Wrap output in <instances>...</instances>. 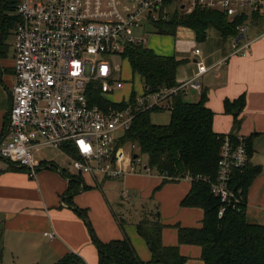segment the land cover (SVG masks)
<instances>
[{
  "label": "crops",
  "instance_id": "1",
  "mask_svg": "<svg viewBox=\"0 0 264 264\" xmlns=\"http://www.w3.org/2000/svg\"><path fill=\"white\" fill-rule=\"evenodd\" d=\"M174 5L175 1L170 8ZM4 12L6 17L0 23V139L9 127L15 84L13 42L19 23L14 22L16 11ZM148 25L151 23L147 22L142 31L150 43L145 46L156 55L183 62L177 81L196 80L201 85L200 90L190 89L185 96L197 102L202 93L206 94V106L215 114L216 133H231L235 115L239 114L237 134L251 141V162L262 167L247 191L246 219L264 225V15H246L238 31L242 26L247 30L238 38L231 31L212 26L206 38L199 41L193 29L181 26L175 35L155 32L149 39L150 32L145 33ZM247 42L251 43L249 51L237 53L234 46L238 43L242 47ZM200 67L205 71L201 73ZM227 100H242L243 105L235 104L227 112ZM41 150L35 154L39 164L35 177L27 169L0 159V264H56L68 255L79 257L85 264H98V249L80 211L87 214L99 241L108 243L127 236L139 258L148 264L158 263L151 262V251L137 226L159 214L165 225L163 245L178 246L180 254L187 257L185 264H205L202 248L180 244L176 228L203 226L204 210L181 204L192 188L191 180L164 183L156 172L143 170L127 171L119 178L81 175L70 161L64 164L57 158H39Z\"/></svg>",
  "mask_w": 264,
  "mask_h": 264
},
{
  "label": "built area",
  "instance_id": "2",
  "mask_svg": "<svg viewBox=\"0 0 264 264\" xmlns=\"http://www.w3.org/2000/svg\"><path fill=\"white\" fill-rule=\"evenodd\" d=\"M165 1L21 0L16 7L20 20L13 42L15 84L8 133L0 139V159L27 169L31 177L39 166L35 154L43 147L68 154L71 167L81 175L119 178L137 170L136 163L142 166L135 144L120 145L134 119L151 109L169 108L168 99L180 92L201 89L196 80L156 92L133 87L120 101H111L127 83L115 77L121 70L114 67L110 56H123L128 45H146L144 25L159 19ZM172 1L186 15L197 8L218 10L229 20L264 15V0ZM246 30L240 27V35ZM250 44L240 47L237 43L234 48L245 53ZM96 89L100 104L93 100ZM119 105L122 107L117 108ZM238 137L236 146L225 138L216 179L206 180L212 194L227 205L238 201L230 188L232 174L245 168L249 159L245 138ZM67 147L74 149L75 157ZM235 206L232 204L233 209ZM225 212L222 207L219 216Z\"/></svg>",
  "mask_w": 264,
  "mask_h": 264
},
{
  "label": "trees",
  "instance_id": "3",
  "mask_svg": "<svg viewBox=\"0 0 264 264\" xmlns=\"http://www.w3.org/2000/svg\"><path fill=\"white\" fill-rule=\"evenodd\" d=\"M19 0H4L0 23L6 16L4 11H16ZM172 0H166L160 10L159 19L150 22L155 32L160 35H175L181 26L195 31L196 38L202 41L206 38L207 30L214 26L223 32L231 31L238 38V27L245 21L246 16L233 21L222 12L213 9L197 8L192 14H172L167 10L172 6ZM5 13V12H4ZM19 17H14L15 24ZM0 33L3 34L2 29ZM123 56L129 58L132 70L142 79L143 87L149 92L162 89H172L180 84L177 73L182 61L174 57L156 55L145 45H128ZM136 94H134L135 97ZM186 92H180L168 99L171 119L168 124L158 125L151 121L150 113L155 110L140 113L123 134L120 145L137 146V155L148 156L147 166L152 172L163 177L164 183L191 179L192 188L183 199L182 206L198 207L204 210L203 226L201 228H185L176 226L180 244L198 245L202 248V259L205 264H264V225L251 224L246 219L247 191L261 174L262 167L251 162L254 153L252 143L245 139L248 152V163L243 169L234 170L230 188L235 192L238 201L230 205L215 197L207 179L215 180L221 162V151L226 137L233 145L238 144L237 131L241 121L239 114L235 115L233 131L229 134H218L213 130L214 112L206 106V94L202 93L197 102L186 99ZM93 100L102 103L97 89ZM240 103V104H239ZM243 105L242 100L225 102L226 111L231 106ZM121 108L122 106H116ZM67 151L75 157L72 147ZM232 204L236 205L235 209ZM222 207L226 212L221 217ZM92 233L99 254L98 264H148L141 260L129 237L102 243L95 236L93 228L85 211H80ZM159 215V214H158ZM156 216L153 220L145 219L138 226V233L152 254V263L185 264L187 257L179 252L178 246L165 247L162 232L165 225ZM56 264H85L74 255H68Z\"/></svg>",
  "mask_w": 264,
  "mask_h": 264
},
{
  "label": "rangeland",
  "instance_id": "4",
  "mask_svg": "<svg viewBox=\"0 0 264 264\" xmlns=\"http://www.w3.org/2000/svg\"><path fill=\"white\" fill-rule=\"evenodd\" d=\"M176 7V8H175ZM178 11L179 14H181V11H179L180 5L178 4V2H175V5L173 6V8H170L169 12L172 14L174 12L175 9ZM150 32L149 34V39L152 38L156 33L154 31V28L151 25L146 26V30L145 33ZM150 43H147L146 46H148ZM105 59H109L107 56H104ZM110 59L112 60V64L114 65L115 68H119L121 70V72H117L115 74V77L118 78H123L124 80H126L127 86L123 91H120L118 93H115L114 95H112L111 101L113 102H118L122 99L123 95H126L129 93V90L131 88L134 87V90H142L143 88V82L142 79L140 77V75L138 73H134L132 70V66L130 64L129 58L126 56H122V55H114V56H110ZM187 99H189L188 101H194V97L191 96H187ZM150 118L152 123L154 124H158V125H165L168 124L170 122L171 119V112L170 110L166 109H162L160 110H155L153 112L150 113ZM126 149L128 150L129 147H126ZM38 157L41 159H55L57 158L59 161H62L64 164L69 163L71 165V158L64 155L62 153L61 150L53 148V147H43L40 154H38ZM142 166L143 165H147L148 163V156L147 155H142ZM126 163H129L128 166L129 168L132 166L130 163V160L127 161ZM136 169L138 171H141V169L143 168L141 166L140 163H136L135 164ZM100 177H104L102 175H100Z\"/></svg>",
  "mask_w": 264,
  "mask_h": 264
},
{
  "label": "water",
  "instance_id": "5",
  "mask_svg": "<svg viewBox=\"0 0 264 264\" xmlns=\"http://www.w3.org/2000/svg\"><path fill=\"white\" fill-rule=\"evenodd\" d=\"M135 158H137V155L135 156Z\"/></svg>",
  "mask_w": 264,
  "mask_h": 264
}]
</instances>
